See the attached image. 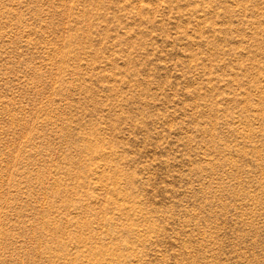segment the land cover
<instances>
[{"label": "rangeland", "instance_id": "obj_1", "mask_svg": "<svg viewBox=\"0 0 264 264\" xmlns=\"http://www.w3.org/2000/svg\"><path fill=\"white\" fill-rule=\"evenodd\" d=\"M0 264H264V0H0Z\"/></svg>", "mask_w": 264, "mask_h": 264}]
</instances>
